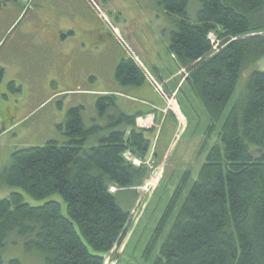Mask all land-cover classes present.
Instances as JSON below:
<instances>
[{
  "label": "trees",
  "instance_id": "trees-1",
  "mask_svg": "<svg viewBox=\"0 0 264 264\" xmlns=\"http://www.w3.org/2000/svg\"><path fill=\"white\" fill-rule=\"evenodd\" d=\"M190 3L160 0L174 23L168 50L188 69L185 83L206 108L209 131L223 122L220 143L208 151L153 264H264V71H252L230 105L243 74L264 56V0H198L196 16ZM211 31L226 41L216 53ZM3 76L0 66V82ZM115 78L124 86L147 81L127 54ZM95 107L103 121L87 123L84 105L71 107L66 141L16 149L0 170L1 187L20 189L0 198V249L20 241L40 264H105L131 217L121 195L131 206L149 170L124 154L145 159L151 141L136 116L118 107L116 95L98 94ZM52 194L63 197L67 213L56 200L27 201ZM9 264L24 263L13 258Z\"/></svg>",
  "mask_w": 264,
  "mask_h": 264
},
{
  "label": "rangeland",
  "instance_id": "rangeland-1",
  "mask_svg": "<svg viewBox=\"0 0 264 264\" xmlns=\"http://www.w3.org/2000/svg\"><path fill=\"white\" fill-rule=\"evenodd\" d=\"M86 2L91 5L92 12L86 6ZM30 6L35 12L45 11L52 14L60 10L71 13L75 17L80 38L84 37V27L88 26L91 20L94 24L96 19L94 15H96L99 18V28L105 26L115 35L124 54L133 55V59L144 69L147 80L155 88L157 87V91L167 102L164 111L173 113L177 118V132L167 152V158L162 157L157 160L152 154L143 164L139 159L141 166L149 168L147 179L137 188L138 197L131 206L128 196L121 195L122 205L131 207V217L123 237L107 253L105 259V264H153L185 198L194 181L199 177L208 151L220 143L219 133L223 120L209 131L211 122L206 108L201 99L185 83L189 74L188 69L182 67L168 50V35L174 23L170 15L161 7L160 0H0V13L8 12L3 17L0 15V58L2 54L6 55L5 51L9 55H15L14 46L25 44L26 29L22 25L26 26L31 15L32 11H26ZM197 7L198 0H191L189 9L191 16H196ZM18 10L24 12L21 19L24 15L26 17L21 22V19L17 22V24L20 22L18 26L15 24L11 27L13 14ZM51 23L54 24L53 20ZM208 36L215 53L225 46V39L220 38L216 31H211ZM106 42L109 43L110 40ZM102 44L105 42L98 45ZM108 52L99 57L96 78L94 76L87 80H78L75 85L58 81L49 84L47 77L41 74L44 81L36 84L34 96L28 105L25 102L22 104L24 99L16 98V103L13 105L19 104L20 109L18 114L13 115L15 125L0 136V170L11 163L12 154L16 149L43 146L49 141H66L64 123L71 107L84 105V117L87 123L94 119L103 121L98 116L94 94H77V92L68 94L62 91L69 87H77L99 92L98 90L105 86H112L111 77L114 79L115 53H118V49L112 50V54ZM3 60L6 66L0 82V100L5 103L9 94L19 93L10 88L11 80L14 79L11 76L14 73L15 63L7 62L5 58ZM155 60L158 64L161 63L159 69L150 67ZM79 67L84 70L83 74L90 70L95 72V68L89 62L87 64L82 62ZM26 69L28 74H17L22 82L15 83V87L31 85V82L27 81L30 80V75L36 72V67L27 66ZM254 70L264 71V56L243 74L230 105L239 98L249 74ZM161 78L174 80L175 89L171 91L165 88ZM117 84L123 89L128 87L119 82ZM230 107L225 111L223 119L227 117ZM8 115L0 110V121L6 119ZM169 135L170 129L167 126L160 145L164 147L168 144ZM155 142L152 139V143ZM124 155L136 166L135 154L127 150ZM1 184L0 182V198L9 195L12 191H20L19 188L1 187L4 185ZM49 200L59 201L64 213H67V204L60 194H52L43 200L27 196V201L33 205H40ZM168 213L169 215L166 216ZM0 257L4 264H9L13 258L22 260L24 264H40L38 261L40 256L36 252H27L23 242L21 244L20 241L0 249Z\"/></svg>",
  "mask_w": 264,
  "mask_h": 264
},
{
  "label": "crops",
  "instance_id": "crops-1",
  "mask_svg": "<svg viewBox=\"0 0 264 264\" xmlns=\"http://www.w3.org/2000/svg\"><path fill=\"white\" fill-rule=\"evenodd\" d=\"M86 6L92 12L91 5L86 2ZM4 12L8 13L7 11ZM57 12L52 14L45 11L31 12L26 26L22 25L26 29V34L24 35L25 44L14 46L16 48L15 55H9L6 51V55L2 54L0 58L1 67L4 68L6 66L3 58L7 62L15 63V67L13 68L14 73L11 76L14 79L11 81L16 84L22 82L17 74H28L27 66L31 68L36 67V72L32 76L30 75V80L28 79L27 81L31 82V85H17L18 87L16 86L15 91L19 93L18 95L9 94L7 96L8 101L5 103L0 100L2 111H5L4 108L7 105L16 103V98L24 99L22 103L25 102L28 105L30 99L34 96L36 84L43 82V77H47L49 84L58 81L72 85L78 83V80H87L89 77L94 76L96 78L99 57L108 51V53L112 54V50L115 49L112 45L114 43L116 44L118 53H115L114 79L111 77L112 86H105L103 89L98 90L99 92L97 90L77 87H69L62 92H68V94L76 92L77 94H94L95 99L98 94L116 95L118 107L123 112L136 116L137 127L142 129L145 136L151 141V148L146 159L150 158L152 154L157 160L162 157L166 159L178 126L176 116L173 113L164 111L167 105L166 100L149 80L142 85L128 86L124 89L117 84L115 69L125 54L118 45L114 35L105 26L99 28V18L96 15H94V19L96 18L94 24L91 20L89 25L84 27V37L80 38V32L74 21L75 17L71 13L60 10ZM1 13L2 17L6 15L3 12ZM22 15L23 12L20 10L13 14L12 21L10 22L11 27L17 24ZM23 17L25 18L26 15ZM91 17L92 15H90ZM52 20L54 24L51 23ZM109 40V43L106 42ZM103 41L105 44L98 45ZM82 62L86 64L89 62L95 68V72L90 70L85 71V74H83L84 70L79 67ZM145 65L147 64L145 63ZM160 65L161 63L158 64L155 60L150 67L159 69ZM41 74H43V77ZM171 78L161 79L166 86L165 88L173 91L175 89V82ZM49 90H51V87ZM21 93L24 95H20ZM17 101L19 102V100ZM167 126L170 129L169 141L163 147L160 145V141ZM128 131L130 132V129ZM152 139L156 141L154 144L152 143Z\"/></svg>",
  "mask_w": 264,
  "mask_h": 264
},
{
  "label": "flooded vegetation",
  "instance_id": "flooded-vegetation-1",
  "mask_svg": "<svg viewBox=\"0 0 264 264\" xmlns=\"http://www.w3.org/2000/svg\"><path fill=\"white\" fill-rule=\"evenodd\" d=\"M26 11L27 12H30V11L33 12L34 11V8L30 6V8L28 10H26ZM112 45H113L114 48H117L116 47V44L113 43ZM4 109H5V113H8L9 115L7 116L6 119H4L3 121H0V136L3 135V134H5V133H7L15 125V119H14V116L13 115L15 113L18 114L19 109H20V105L15 106V105L9 104ZM0 110H2L1 106H0Z\"/></svg>",
  "mask_w": 264,
  "mask_h": 264
},
{
  "label": "built area",
  "instance_id": "built-area-1",
  "mask_svg": "<svg viewBox=\"0 0 264 264\" xmlns=\"http://www.w3.org/2000/svg\"><path fill=\"white\" fill-rule=\"evenodd\" d=\"M135 163H137L136 165H140L141 161H139V159L137 158L136 161H134ZM134 163V164H135ZM111 191H116V187H111Z\"/></svg>",
  "mask_w": 264,
  "mask_h": 264
}]
</instances>
